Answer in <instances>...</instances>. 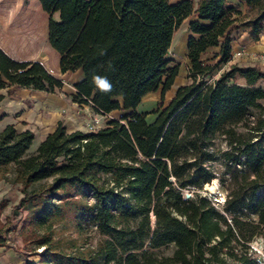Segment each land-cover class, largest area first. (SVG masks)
<instances>
[{"label": "trees", "instance_id": "16d2710c", "mask_svg": "<svg viewBox=\"0 0 264 264\" xmlns=\"http://www.w3.org/2000/svg\"><path fill=\"white\" fill-rule=\"evenodd\" d=\"M39 1L51 16L58 13V19L49 20V42L58 53L67 52L84 28L82 50L88 49L90 36L97 39L93 51L104 54L112 48L115 38L105 32L103 3L92 16L94 0ZM241 1L255 12L245 25L249 36L259 40L264 0ZM111 3L118 31L132 50L129 89L121 106L125 113L96 131L69 132L60 122L33 153V131L19 132L13 124L0 131V168L14 166L22 192L0 226V246L17 228L16 215L23 208L28 212L21 235L33 250L42 248L40 264H96L99 258L103 264H257L250 242L264 235V88L257 86L264 70L231 64L209 79L231 60V32L241 10L228 0ZM192 15L187 46L191 82L164 104L180 68L171 66L168 51L175 32ZM96 17L100 22H94ZM212 48L218 50L203 58ZM110 59L109 66L118 64L113 74L121 68L120 55ZM236 76L246 83L231 81ZM12 85L51 93L63 81L39 61H16L0 47V88ZM160 86L156 107L139 112L143 98ZM72 100L89 103L80 93ZM149 114L155 115L153 121ZM217 135L228 146L219 157L211 149ZM218 159L231 174L220 206L201 192L215 178L211 163ZM186 190L191 198L184 196ZM6 203L0 202V213ZM74 214L103 235L96 255L67 252L54 239V225ZM170 243L176 246L171 258L156 255L155 249Z\"/></svg>", "mask_w": 264, "mask_h": 264}, {"label": "crops", "instance_id": "0c3cea01", "mask_svg": "<svg viewBox=\"0 0 264 264\" xmlns=\"http://www.w3.org/2000/svg\"><path fill=\"white\" fill-rule=\"evenodd\" d=\"M228 2L243 8L248 7L241 0H228ZM45 14L47 13L42 9L39 0H0V47L16 61H39L52 75L63 81V87L51 93L17 85L0 88V131L7 125L13 124L19 132L26 129L33 131L35 134L34 141L37 140L40 143L48 134L55 131L60 122L69 132L84 131L83 120L89 117L91 107H97L100 111L103 100L104 103L105 101L107 103L103 105L104 107L111 103L120 106L129 89L125 94L120 93V85H122L123 79L119 77L116 80L114 78L108 79L112 84V91L109 94L101 92L93 83L92 76L85 72L80 63L73 61L74 55H79L82 48L86 28L72 47L67 52L60 54L49 43L47 25L42 38L41 18ZM191 34L190 32L189 36ZM241 34L242 37L240 38L239 35ZM231 37L233 39L232 51L240 48L248 49L247 51L251 54L264 51L262 50L264 49V41H262L264 33L261 34L260 40L254 41L249 36L247 28L243 30L233 28ZM240 43L245 44V46L241 47ZM183 44L185 48L182 53L187 54L188 40L183 39L179 43L180 46ZM174 45L175 35L168 51V57L171 49H174ZM212 49L213 51L218 50L217 48ZM115 53L116 51L110 52L111 58L114 57ZM101 70L102 76L104 69L101 68ZM177 78L178 76L167 91H174L167 103L175 95L177 89L183 85L177 84ZM239 79L238 83H246L244 78L239 77ZM173 87L175 88L172 89ZM158 92L159 90L147 94L137 110L149 112L150 109H154L159 101ZM75 93H80L89 103L74 102L72 95ZM143 105L149 109L144 110L146 107ZM154 118L155 115L153 114L147 116L148 121H153Z\"/></svg>", "mask_w": 264, "mask_h": 264}, {"label": "rangeland", "instance_id": "374dc122", "mask_svg": "<svg viewBox=\"0 0 264 264\" xmlns=\"http://www.w3.org/2000/svg\"><path fill=\"white\" fill-rule=\"evenodd\" d=\"M171 1L175 2L178 0H171ZM193 1L197 3L198 0H193ZM100 3L104 4V5L102 4L104 6L103 8L106 11V14H108L107 17L108 23L106 22L104 26V28L106 27L105 32L115 38L114 42L112 43L113 44L112 48L105 51L104 54H100L99 52L93 51L92 49L95 47L94 44H97V39L91 38L90 36L88 37L89 39H87L88 49L86 48L83 50L80 49L79 55H74L73 61L75 63L76 62L80 63L82 65V68L85 70V72H87V74L92 76L91 77L92 79L93 76H101L100 73L102 72L101 68L104 69L103 71L104 73L101 77H106L107 79L114 78L115 80L119 77L122 78L123 83L122 85H120L121 86L120 93L125 94V92L128 89V78L132 68V50L122 39V35L118 31V18L112 8L111 0H94V3L91 6V11H90L91 15L93 16V13L96 11L97 6H99ZM237 6H238V10H241V13L235 14V17L238 18V20L236 23H234L233 28L243 30L244 28H246L245 25L246 22L255 15V12L252 11L249 7L243 8L240 5ZM50 17H52L53 19H58V13H54L52 16L48 13L42 15L41 18L42 38L44 37V29L46 25L48 26V38H49ZM195 18L196 15H192L186 18L181 24L180 28L174 34L175 45H174V49H171L169 53V57L173 59V61L171 62V66H174L176 64L180 65L179 74L176 81L177 84H186L191 82L188 72V66L190 62L187 58V54L182 53L184 51L185 45L183 44L180 46L179 43L183 39L188 40L190 34L188 24L190 20ZM100 20L101 18L99 19L98 17H96V19H94V22L98 23L100 22ZM92 37L94 36L92 35ZM239 37L241 38L242 34L239 35ZM262 41H264V38ZM240 46L241 47L245 46V44L240 43ZM111 51L113 52L116 51V53L119 52L120 62L118 63L119 66L121 65V68L119 69L117 68L118 70L113 74L111 73V71L113 70L114 66L118 64L115 62L116 65L115 63H113L109 66L108 62H110L111 60L110 59ZM260 53H264V51L256 52L254 54H260ZM212 54H213V49H210L203 55V58H211ZM254 54L249 53L248 56L237 58L235 59L234 62L222 64L212 73L209 79L214 80L218 78L223 71L227 70L231 66V64H237L238 66L241 67L256 65L259 66L262 70H264V64L258 61V59H254L255 58ZM209 62H214V60H209ZM239 80H240L239 77L236 76L231 81L239 82ZM257 86L264 88V79H261L257 83ZM174 88L175 87H173L172 89ZM160 91H161V86L158 92L159 100L161 96ZM172 94H174V91L167 92L165 94L164 104L167 103V101L169 100ZM101 103L103 105L107 104L106 101L104 103V100L101 101ZM101 103L100 106L102 105ZM262 104L264 105V100L262 101ZM103 105L101 106L102 108L100 109V111H97L91 107L89 117L88 118L86 117L83 120L84 131L86 132L88 131V124H92L95 118L99 121L98 126L102 128L105 127L108 121L111 120L112 118H119L121 117L122 114L125 113V111L121 110L122 105L118 106L115 104L113 105L112 103L106 107H104ZM143 106L146 107L145 105ZM148 109L149 108L146 107V109L144 110H148ZM39 144L40 142L35 140L31 148L29 149V153L35 152ZM211 149L216 153L217 157H219L223 151L228 149L226 140L223 135H217L215 137L214 145L212 146ZM211 168L215 172V178L218 181V187H215L214 189L212 188L209 189L206 186H204L201 192L203 194H208L209 196H211L212 200L215 201L220 206L224 203L228 193V188L231 185V174L221 159L212 162ZM13 169H14L13 165L6 168H0V202L3 200H6L7 202L6 205L2 208L0 213V226L1 224H5L7 222V217L11 215L13 206H15L22 197L20 183L14 180L15 175ZM212 182L213 180L210 183ZM186 192L192 193L191 191L188 190H186ZM27 212H28L27 209L22 208L19 210L18 214L16 215V220L18 221L17 228L12 231H9L7 235L4 236L3 240L5 242V245L0 246V264H40L41 263L42 248L33 250L32 249L33 245L30 242L26 243L24 241L23 236L21 235L20 229ZM151 219H153L152 216ZM53 236L55 240L61 242L64 248H66L67 252H73L76 249H80L83 251L90 252L91 255H96V251L98 249L99 243L104 238L103 235L94 225L83 222L80 219L79 214H74L70 219L55 224L53 227ZM260 238H264V235L259 234L255 236L253 240L250 242V246L253 243H256V241L258 240L260 244L257 246L263 244L264 239H260ZM175 248H176L175 244L170 243L168 245L162 246L161 248L155 249V253L157 256L161 258H171L173 256ZM229 262L235 263V261L231 259H229ZM96 264H103V261L99 258Z\"/></svg>", "mask_w": 264, "mask_h": 264}, {"label": "built area", "instance_id": "2783aa9c", "mask_svg": "<svg viewBox=\"0 0 264 264\" xmlns=\"http://www.w3.org/2000/svg\"><path fill=\"white\" fill-rule=\"evenodd\" d=\"M249 52L247 51V49L245 48H240V49H236L232 51V56H231V62H234L235 59L243 57V56H248ZM255 59H258V61H260L261 63L264 64V53H260V54H254ZM99 125V121L95 118L92 122V124H88V131H96L97 129L101 128ZM259 247L264 248V243L261 244ZM254 257L257 260V264H264V260H262L261 258H258L256 256V253H254Z\"/></svg>", "mask_w": 264, "mask_h": 264}, {"label": "clouds", "instance_id": "9594fccd", "mask_svg": "<svg viewBox=\"0 0 264 264\" xmlns=\"http://www.w3.org/2000/svg\"><path fill=\"white\" fill-rule=\"evenodd\" d=\"M93 83L103 93H109L112 90V84L106 77L93 76ZM260 239H264V238H260ZM251 248H252V252L256 253V256L258 258L264 260V248L257 246L255 243L251 245Z\"/></svg>", "mask_w": 264, "mask_h": 264}, {"label": "bare ground", "instance_id": "6f19581e", "mask_svg": "<svg viewBox=\"0 0 264 264\" xmlns=\"http://www.w3.org/2000/svg\"><path fill=\"white\" fill-rule=\"evenodd\" d=\"M206 187L209 188V189H210V188L214 189L215 187H218V181H217V179L214 178L212 183H207V184H206ZM153 219H154V218H153ZM255 244H256V245H259V244H260L259 240L256 241Z\"/></svg>", "mask_w": 264, "mask_h": 264}, {"label": "water", "instance_id": "95a60500", "mask_svg": "<svg viewBox=\"0 0 264 264\" xmlns=\"http://www.w3.org/2000/svg\"><path fill=\"white\" fill-rule=\"evenodd\" d=\"M206 186V185H205ZM207 189V188H206ZM184 196L186 197V198H191L193 195H192V193H189V192H184ZM153 223H155V216H154V219H153Z\"/></svg>", "mask_w": 264, "mask_h": 264}]
</instances>
